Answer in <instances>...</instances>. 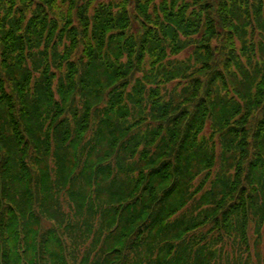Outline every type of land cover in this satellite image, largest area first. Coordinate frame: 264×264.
I'll return each instance as SVG.
<instances>
[{
	"label": "trees",
	"instance_id": "1",
	"mask_svg": "<svg viewBox=\"0 0 264 264\" xmlns=\"http://www.w3.org/2000/svg\"><path fill=\"white\" fill-rule=\"evenodd\" d=\"M0 264H264V0H0Z\"/></svg>",
	"mask_w": 264,
	"mask_h": 264
}]
</instances>
